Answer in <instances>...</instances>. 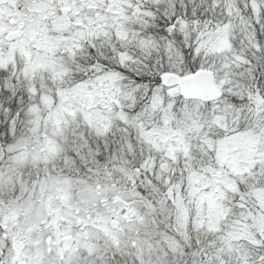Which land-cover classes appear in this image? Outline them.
Listing matches in <instances>:
<instances>
[{
  "label": "snow or ice",
  "instance_id": "snow-or-ice-1",
  "mask_svg": "<svg viewBox=\"0 0 264 264\" xmlns=\"http://www.w3.org/2000/svg\"><path fill=\"white\" fill-rule=\"evenodd\" d=\"M0 264H264V0H0Z\"/></svg>",
  "mask_w": 264,
  "mask_h": 264
}]
</instances>
